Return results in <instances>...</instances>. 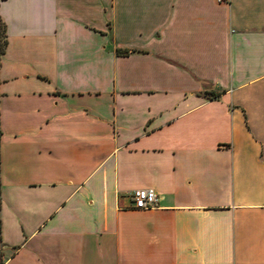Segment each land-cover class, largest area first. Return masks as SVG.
I'll return each instance as SVG.
<instances>
[{"label": "crops", "instance_id": "0c3cea01", "mask_svg": "<svg viewBox=\"0 0 264 264\" xmlns=\"http://www.w3.org/2000/svg\"><path fill=\"white\" fill-rule=\"evenodd\" d=\"M0 21V264H264V0Z\"/></svg>", "mask_w": 264, "mask_h": 264}, {"label": "built area", "instance_id": "2783aa9c", "mask_svg": "<svg viewBox=\"0 0 264 264\" xmlns=\"http://www.w3.org/2000/svg\"><path fill=\"white\" fill-rule=\"evenodd\" d=\"M134 210H146L157 208L159 199L152 189H136L129 194Z\"/></svg>", "mask_w": 264, "mask_h": 264}, {"label": "trees", "instance_id": "16d2710c", "mask_svg": "<svg viewBox=\"0 0 264 264\" xmlns=\"http://www.w3.org/2000/svg\"><path fill=\"white\" fill-rule=\"evenodd\" d=\"M5 31L2 22L0 21V55L3 53V48L5 46Z\"/></svg>", "mask_w": 264, "mask_h": 264}]
</instances>
